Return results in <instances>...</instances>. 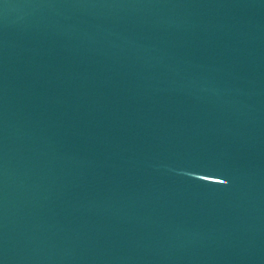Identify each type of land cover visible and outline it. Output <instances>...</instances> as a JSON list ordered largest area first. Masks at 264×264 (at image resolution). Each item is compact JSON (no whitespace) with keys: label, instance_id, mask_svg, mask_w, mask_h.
Wrapping results in <instances>:
<instances>
[{"label":"water","instance_id":"water-1","mask_svg":"<svg viewBox=\"0 0 264 264\" xmlns=\"http://www.w3.org/2000/svg\"><path fill=\"white\" fill-rule=\"evenodd\" d=\"M0 264H264V0H0Z\"/></svg>","mask_w":264,"mask_h":264}]
</instances>
